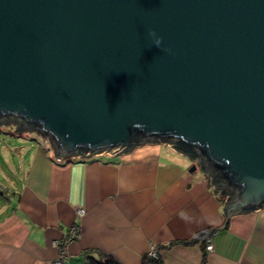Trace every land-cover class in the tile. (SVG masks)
Instances as JSON below:
<instances>
[{
    "label": "water",
    "instance_id": "1",
    "mask_svg": "<svg viewBox=\"0 0 264 264\" xmlns=\"http://www.w3.org/2000/svg\"><path fill=\"white\" fill-rule=\"evenodd\" d=\"M10 122L48 135L61 162L160 141L196 160L183 144L219 176L226 221L256 211L264 0H0V125Z\"/></svg>",
    "mask_w": 264,
    "mask_h": 264
},
{
    "label": "crops",
    "instance_id": "2",
    "mask_svg": "<svg viewBox=\"0 0 264 264\" xmlns=\"http://www.w3.org/2000/svg\"><path fill=\"white\" fill-rule=\"evenodd\" d=\"M37 139L18 149L20 182L0 195V264L58 260L56 242L74 225L81 234L67 246L65 264H88V250L113 264H144L158 247L162 264H264V206L232 214L225 228L220 192L198 157L160 141L58 162L54 148ZM210 227L218 230L205 263L200 245L173 244Z\"/></svg>",
    "mask_w": 264,
    "mask_h": 264
},
{
    "label": "rangeland",
    "instance_id": "3",
    "mask_svg": "<svg viewBox=\"0 0 264 264\" xmlns=\"http://www.w3.org/2000/svg\"><path fill=\"white\" fill-rule=\"evenodd\" d=\"M17 126L18 123L14 124V122H10L9 125H6L5 123H2V125H0V185H2V188L7 193H8L7 188H10L12 190L11 184L13 183V181H16L17 183L20 182L19 176L22 175L20 171L22 166L21 163H19L18 161V153H17L20 151V148H22V146H24L26 143H31L30 139L38 140L37 138H39L41 141L44 142L47 141V139H49L48 135L43 136L41 133L37 132L36 130L15 131ZM10 131L16 133L18 136L9 133ZM27 137H32V138H27ZM32 142L34 143V140H32ZM48 144L52 146L50 139ZM12 163H14V166L16 167L18 173L13 172ZM218 190L219 192H222L221 189ZM221 196L224 197V199L228 198V195H221Z\"/></svg>",
    "mask_w": 264,
    "mask_h": 264
},
{
    "label": "trees",
    "instance_id": "4",
    "mask_svg": "<svg viewBox=\"0 0 264 264\" xmlns=\"http://www.w3.org/2000/svg\"><path fill=\"white\" fill-rule=\"evenodd\" d=\"M9 133H12L13 135H17L16 133H14L12 131H10ZM175 147L178 150H180L181 152H184V153L199 157V154L193 148L187 147V146H185L183 144H180V143L177 144ZM202 169L205 171L203 165H202ZM209 178L211 180L212 186H214V185L216 186L218 184V182L220 181V178H219L218 175H213L212 174V176L210 175ZM220 193L223 194V195H226V191H222ZM0 195L2 197H5V191L2 188V185H0ZM220 200L224 204V212H225V215H226V212H227L226 201L228 199H224V197L220 196ZM257 207H259V206H257ZM227 224H228V220L225 223V226H224L225 228L227 227ZM217 230H218L217 227L206 228L204 230H201V231L197 232L195 234V236H193L189 240H184V241H181V242H174L173 244L181 243V244L186 245V246H191V245H196V244L200 245V248L203 251V263H205L206 256H207V254H206V252H207L206 246H207L208 242L210 241V239L212 238V236L216 233ZM160 250H161V247H158L157 248V253H156L157 257H153V256H150V255H145L144 259H143V263L144 264H162L163 260H162V256H161ZM94 253H98L99 255L97 254V256H93L92 255L93 251H89V250L86 252L85 256H86V260H87L88 264H113V263H115L112 258L105 256L104 254H102L99 251L98 252L94 251ZM98 256H99V259H98Z\"/></svg>",
    "mask_w": 264,
    "mask_h": 264
},
{
    "label": "built area",
    "instance_id": "5",
    "mask_svg": "<svg viewBox=\"0 0 264 264\" xmlns=\"http://www.w3.org/2000/svg\"><path fill=\"white\" fill-rule=\"evenodd\" d=\"M45 142L49 143V139H47V141H45ZM57 161L61 162L59 160H57ZM78 214L80 216H84L85 215V211L81 209V210L78 211ZM80 234H81L80 226L79 225L72 226L70 231H69V234L66 237H64L60 242H56V244L58 245V247L60 249V255H59L58 260L49 262L48 264H65V260L67 258V252H66L67 246L71 242H73L75 239H77L80 236ZM212 248H213V246H212V244L209 241L207 246H206V250L207 251H211ZM151 256L157 257L156 252L155 251L152 252Z\"/></svg>",
    "mask_w": 264,
    "mask_h": 264
},
{
    "label": "clouds",
    "instance_id": "6",
    "mask_svg": "<svg viewBox=\"0 0 264 264\" xmlns=\"http://www.w3.org/2000/svg\"><path fill=\"white\" fill-rule=\"evenodd\" d=\"M150 35L155 36V32H151ZM155 44H156L157 46H160V44H161V39H160L159 37H157V38L155 39Z\"/></svg>",
    "mask_w": 264,
    "mask_h": 264
}]
</instances>
